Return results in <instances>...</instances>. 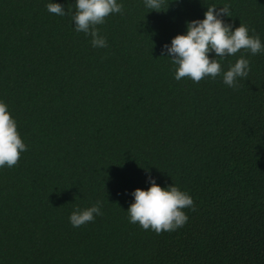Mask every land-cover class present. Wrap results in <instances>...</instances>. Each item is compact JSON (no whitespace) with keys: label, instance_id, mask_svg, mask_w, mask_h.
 Here are the masks:
<instances>
[{"label":"trees","instance_id":"trees-1","mask_svg":"<svg viewBox=\"0 0 264 264\" xmlns=\"http://www.w3.org/2000/svg\"><path fill=\"white\" fill-rule=\"evenodd\" d=\"M0 0V101L26 145L0 167V264H264V52L243 55L245 78L174 79L162 45L229 7L264 43V0H118L93 48L71 19L75 0ZM211 55V54H210ZM157 183L187 192L173 231L129 223L131 191ZM101 202L73 227L74 208Z\"/></svg>","mask_w":264,"mask_h":264},{"label":"clouds","instance_id":"clouds-1","mask_svg":"<svg viewBox=\"0 0 264 264\" xmlns=\"http://www.w3.org/2000/svg\"><path fill=\"white\" fill-rule=\"evenodd\" d=\"M143 3L150 10L160 11L163 0H143ZM74 8L71 14L74 30L90 37L93 48L106 47V38L98 33L96 26L102 24L108 15L121 11L118 0H75ZM46 9L58 16L65 15V8L56 0L48 2ZM224 17H230L227 4L208 5L202 18L185 21V31L175 34L170 42L162 45L161 55L168 57L175 68L174 79L188 77L199 82L205 76L215 78L220 75L222 82L231 88L236 86L238 78L247 77L249 61L243 55L226 70L215 57L231 56L241 49L256 55L264 52V43L259 35H250L245 24L233 27L225 22ZM25 150L14 118L7 105L0 101V167L14 166ZM145 183L146 188L136 187L130 193L132 201L126 209L129 223H138L141 228L157 233L181 227L187 220L183 209L193 205L191 196L173 184L162 186L150 173ZM101 214V202L97 201L85 208H74L68 221L73 227H79Z\"/></svg>","mask_w":264,"mask_h":264}]
</instances>
